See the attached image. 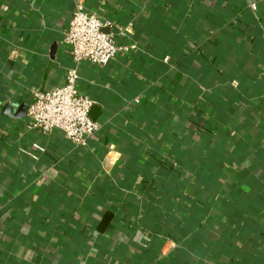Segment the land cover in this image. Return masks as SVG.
<instances>
[{"label": "crops", "instance_id": "obj_1", "mask_svg": "<svg viewBox=\"0 0 264 264\" xmlns=\"http://www.w3.org/2000/svg\"><path fill=\"white\" fill-rule=\"evenodd\" d=\"M79 1L137 45L80 64L86 147L4 114ZM0 264H264V0H0Z\"/></svg>", "mask_w": 264, "mask_h": 264}, {"label": "built area", "instance_id": "obj_2", "mask_svg": "<svg viewBox=\"0 0 264 264\" xmlns=\"http://www.w3.org/2000/svg\"><path fill=\"white\" fill-rule=\"evenodd\" d=\"M251 7L257 9V3L252 2ZM112 26V21L88 11L82 2L76 4L64 37V45L74 66L67 69L64 84L51 90H32V101L27 111L29 130L44 134L60 132L79 147L88 146L90 138L100 131L101 125L90 115L95 101L78 89L79 68L84 61L106 65L121 52L136 48V43L118 42L111 31ZM128 31L122 30L121 34L126 36ZM36 147L44 150L40 145L36 144Z\"/></svg>", "mask_w": 264, "mask_h": 264}, {"label": "water", "instance_id": "obj_3", "mask_svg": "<svg viewBox=\"0 0 264 264\" xmlns=\"http://www.w3.org/2000/svg\"><path fill=\"white\" fill-rule=\"evenodd\" d=\"M29 105L30 103H23L21 105L9 103V105H6L4 108V114L17 118H23L27 115Z\"/></svg>", "mask_w": 264, "mask_h": 264}]
</instances>
